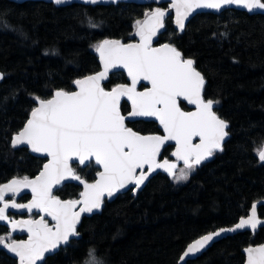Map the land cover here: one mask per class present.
Instances as JSON below:
<instances>
[{
  "label": "snow or ice",
  "instance_id": "snow-or-ice-1",
  "mask_svg": "<svg viewBox=\"0 0 264 264\" xmlns=\"http://www.w3.org/2000/svg\"><path fill=\"white\" fill-rule=\"evenodd\" d=\"M68 2L52 0L55 5ZM81 2L85 6L120 4V0ZM152 3L158 6L145 8L142 17L133 19L127 42L104 37L89 45L98 56L99 70L82 73L77 64L68 83H57L56 74L49 71L37 88L13 86L0 97V113L4 115L9 102H19L21 95L25 97L23 119L15 128H0V132L13 155L23 152L37 161L34 174L21 175L18 167L15 174L0 182V222L8 229L0 234V249L11 254L13 264H49L50 258L62 252L67 258L73 242L82 239L80 227L84 219L101 212L107 201L127 192L135 197L160 173L173 184L188 182L225 151L232 133L230 121L217 110L222 106V97L208 93L206 74L173 37L187 30L194 14L205 10L217 16L233 8L264 15V0ZM163 3L167 7L159 6ZM169 19L175 27L167 40L160 42ZM78 21L88 32L103 25L87 11L78 16ZM223 27L225 31L213 32L212 36H227L229 24ZM0 30L17 31L28 39L21 29L10 25ZM43 55L59 56L60 52L50 48ZM234 62L238 61L234 58ZM115 73H120L122 79L126 74V80L112 83L110 77ZM6 78V73L0 72V81ZM184 102L191 107L186 108ZM141 119L158 127L143 133L129 126ZM255 156L258 164L264 166V141L255 149ZM85 169H92L94 174ZM69 185L78 192L68 198L57 194ZM29 192L31 198L27 202L17 201L22 193ZM9 209L17 210L21 218L9 215ZM257 209L258 202H253L246 215L231 226L211 227L183 242L173 264H189L191 258L227 233L246 228L255 231L257 225L264 223L258 218ZM25 211L27 218H23ZM14 233L26 234V238L18 239ZM242 251L243 264H264V243L249 244ZM53 264L59 261L54 260ZM71 264L108 261L90 245L83 257H72Z\"/></svg>",
  "mask_w": 264,
  "mask_h": 264
},
{
  "label": "trees",
  "instance_id": "trees-1",
  "mask_svg": "<svg viewBox=\"0 0 264 264\" xmlns=\"http://www.w3.org/2000/svg\"><path fill=\"white\" fill-rule=\"evenodd\" d=\"M149 6L158 5L56 6L44 1L0 0V29L10 25L28 37L24 39L17 31L0 30V70L7 75L0 83V97L13 86L37 88L49 71L56 74L57 83H68L77 64L82 73L99 70L97 55L89 45L104 37L127 42L133 19L142 17ZM85 11L103 21L100 29L88 32L79 26L78 16ZM225 23L229 24L228 35L214 38L213 32L225 31ZM167 24L168 30L159 37L160 42H165L174 29L171 19ZM173 39L206 74L208 93L222 97V106L217 110L230 121L232 133L225 151L188 182L173 184L160 173L135 197L127 192L107 201L100 213L84 219L80 227L82 239L73 242L67 258L62 252L50 258L49 264L54 260L71 264V258L83 257L90 245L108 264H173L183 242L205 229L231 226L246 215L253 202L264 198V166L258 164L255 156V149L264 141V15L234 9L225 10L220 16L197 14L188 22L187 30ZM50 48L58 49L60 55H43ZM68 60L77 63L68 64ZM110 79L119 83L126 77L122 79L120 73H115ZM24 107L23 95L19 102H9L6 115L0 113V128H15L24 117ZM129 126L143 133L158 127L143 120ZM2 137L0 132V182L15 174L18 167L21 175L34 174L37 161L23 152L13 155ZM85 172L94 174L92 169ZM75 192L78 189L69 185L57 194L68 198ZM27 199L25 194L19 197V201ZM257 212L264 218V205L258 206ZM6 231L0 225V234ZM262 243L264 226L254 233L243 231L223 237L189 264H243V248ZM0 264H13L11 256L2 249Z\"/></svg>",
  "mask_w": 264,
  "mask_h": 264
},
{
  "label": "water",
  "instance_id": "water-1",
  "mask_svg": "<svg viewBox=\"0 0 264 264\" xmlns=\"http://www.w3.org/2000/svg\"><path fill=\"white\" fill-rule=\"evenodd\" d=\"M14 1H17V2H23V1H44V2H49V3H52V0H14ZM74 3H77V4H82V2H81V0H70V2H68V3H65V4H63V5H56V6H67V5H70V4H74ZM120 3H131V4H137V5H148V4H152V5H156V4H153L152 3V0H120ZM54 4V3H53ZM98 5H113V4H111V3H101V4H98ZM91 6H95V5H91ZM159 6H164V7H167V3H163L162 5H159ZM234 10H240V9H235V8H233ZM240 11H245L246 12V10H240ZM201 13H210V12H208L207 10H205V11H203V12H201ZM172 15L174 16V12L172 13ZM195 15H197V14H194L193 15V17L195 16ZM193 17H191L190 18V20L193 18ZM189 20V21H190ZM188 21V22H189ZM173 27H175L174 25H173ZM97 55V54H96ZM97 58H98V56H97ZM99 62V61H98ZM122 71V70H121ZM0 72H2L1 70H0ZM125 75V77H126V74H124ZM2 81H0V83H1ZM146 83V82H145ZM184 104L186 105V102H184ZM187 106V105H186ZM191 106H187V108H190ZM141 120H143V119H141ZM144 121V120H143ZM144 188V187H143ZM21 195H24L23 193L21 194ZM27 195H29V199L31 198V194H30V192L29 193H27ZM27 202V201H26ZM258 202V206H260V205H264V203H260V202H264V198L263 199H261V200H259V201H257ZM23 203H25V202H23ZM8 214L9 215H11V216H13L14 218H16V219H20L21 218V215H20V213L17 211V210H15V209H9V211H8ZM28 215V213L25 211L24 213H23V215ZM23 218H27V216H23ZM259 218V217H258ZM259 219H261V218H259ZM262 221H264V219H261ZM0 225H3V226H5L6 228H7V226L3 223V222H0ZM264 226V223H261V224H259V225H257V228H256V230L255 231H253L252 229H250V228H246V229H244V230H239V231H237V232H235V233H227V234H225V236H230V235H234V234H236V233H238V232H243V231H250V232H256L260 227H263ZM8 230V229H7ZM14 235H21V236H25V238H26V234H21V233H14ZM225 236H223V237H225ZM223 237H221V238H218L217 239V241H219L220 239H222ZM216 241V242H217ZM214 244V243H213ZM253 246H256V245H253ZM209 248V247H208ZM207 248V249H208ZM206 249V250H207ZM206 250H204V251H202L201 253H199V254H197V256L196 257H198V256H200L203 252H205ZM9 256H11V254H8ZM196 257H193V258H191L190 260H192V259H195Z\"/></svg>",
  "mask_w": 264,
  "mask_h": 264
},
{
  "label": "flooded vegetation",
  "instance_id": "flooded-vegetation-1",
  "mask_svg": "<svg viewBox=\"0 0 264 264\" xmlns=\"http://www.w3.org/2000/svg\"><path fill=\"white\" fill-rule=\"evenodd\" d=\"M22 196V195H21ZM28 199H29V195H28ZM27 199V200H28ZM27 200H25V201H19V197H17V201L18 202H20V203H23V202H26ZM100 213V212H99ZM96 214H98V213H96ZM259 216V215H258ZM239 233V232H238ZM254 233V232H253ZM14 236H17V235H14ZM18 236H20L21 238H23V236H21V235H18ZM6 251V250H5Z\"/></svg>",
  "mask_w": 264,
  "mask_h": 264
},
{
  "label": "bare ground",
  "instance_id": "bare-ground-1",
  "mask_svg": "<svg viewBox=\"0 0 264 264\" xmlns=\"http://www.w3.org/2000/svg\"><path fill=\"white\" fill-rule=\"evenodd\" d=\"M263 199V198H262ZM261 200V199H260ZM259 201V200H258ZM257 202V201H256ZM259 217V216H258ZM259 218H261V219H264V218H262V217H259ZM23 238H25V236H23ZM259 245V244H258ZM193 260V259H192ZM190 261V260H189Z\"/></svg>",
  "mask_w": 264,
  "mask_h": 264
}]
</instances>
